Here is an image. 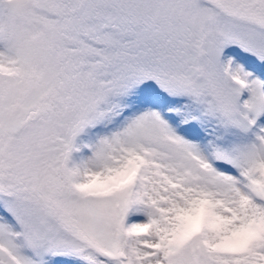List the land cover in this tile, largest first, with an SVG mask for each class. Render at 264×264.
Here are the masks:
<instances>
[{
  "label": "snow or ice",
  "instance_id": "snow-or-ice-1",
  "mask_svg": "<svg viewBox=\"0 0 264 264\" xmlns=\"http://www.w3.org/2000/svg\"><path fill=\"white\" fill-rule=\"evenodd\" d=\"M0 264H264V0H0Z\"/></svg>",
  "mask_w": 264,
  "mask_h": 264
}]
</instances>
